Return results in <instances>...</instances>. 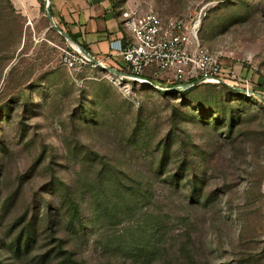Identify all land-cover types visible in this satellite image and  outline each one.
Here are the masks:
<instances>
[{
  "label": "rangeland",
  "instance_id": "rangeland-1",
  "mask_svg": "<svg viewBox=\"0 0 264 264\" xmlns=\"http://www.w3.org/2000/svg\"><path fill=\"white\" fill-rule=\"evenodd\" d=\"M111 1L201 11L264 95V0ZM43 2L0 0V264H264V99L69 68Z\"/></svg>",
  "mask_w": 264,
  "mask_h": 264
},
{
  "label": "built area",
  "instance_id": "built-area-1",
  "mask_svg": "<svg viewBox=\"0 0 264 264\" xmlns=\"http://www.w3.org/2000/svg\"><path fill=\"white\" fill-rule=\"evenodd\" d=\"M122 36L110 41V57L119 63L108 65L105 58L88 54L69 37L61 61L69 68L111 67L121 78L153 85L164 79L161 90H186L195 84L226 85L247 96H259L248 76L224 68L222 54L207 48L200 38L202 12L163 19L157 13L122 11ZM62 30V29H61ZM65 32V31H64ZM120 63L125 65L122 71ZM242 75V76H241ZM257 83V82H256ZM264 89V78L257 84Z\"/></svg>",
  "mask_w": 264,
  "mask_h": 264
},
{
  "label": "crops",
  "instance_id": "crops-1",
  "mask_svg": "<svg viewBox=\"0 0 264 264\" xmlns=\"http://www.w3.org/2000/svg\"><path fill=\"white\" fill-rule=\"evenodd\" d=\"M60 28L76 35L87 53L105 58L108 65L121 62L110 57V41L122 36L121 18L111 0H49ZM245 75V72L242 73ZM249 76V75H248Z\"/></svg>",
  "mask_w": 264,
  "mask_h": 264
},
{
  "label": "trees",
  "instance_id": "trees-1",
  "mask_svg": "<svg viewBox=\"0 0 264 264\" xmlns=\"http://www.w3.org/2000/svg\"><path fill=\"white\" fill-rule=\"evenodd\" d=\"M38 2L40 3V6L43 7V5H44L43 0H38ZM49 7H50V11H51V13H52V7H51V4L49 5ZM65 33L67 34V36H68L71 40H73L74 42L78 43V44H79V45H80L85 51H87L86 45H84L83 43L79 42V41L77 40V38H76V35L70 33L69 31H66ZM196 85H199V84H195V85H193V86H191V87H189V88H192V87H194V86H196ZM217 86H219V87H221V86H222V87H226V88L231 89V90H233V91H235V92H240L239 90L232 89V88H230V87H228V86H226V85H217ZM170 88H174V89H173V90H166V91H180V90H178L176 87H170ZM189 88H187L186 90H188ZM258 95H259L262 99H264V95H263V94L259 93Z\"/></svg>",
  "mask_w": 264,
  "mask_h": 264
},
{
  "label": "water",
  "instance_id": "water-1",
  "mask_svg": "<svg viewBox=\"0 0 264 264\" xmlns=\"http://www.w3.org/2000/svg\"><path fill=\"white\" fill-rule=\"evenodd\" d=\"M46 2H47V7H46V15H47V18H48V20H49V22L51 23V25L52 26H54L63 36H65V37H68L67 36V34L63 31V30H61V28L60 27H58L56 24H55V20H54V18H53V16H52V13H51V11H50V7H49V5H50V2H49V0H46ZM84 50V49H83ZM85 51V50H84ZM86 52V51H85ZM106 70L107 71H109V72H111V73H120V72H118L117 70H115L114 68H111V67H106Z\"/></svg>",
  "mask_w": 264,
  "mask_h": 264
}]
</instances>
